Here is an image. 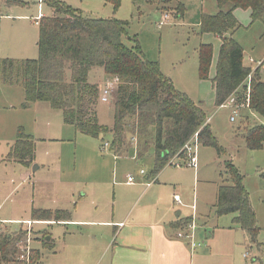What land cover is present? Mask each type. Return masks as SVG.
<instances>
[{"label": "rangeland", "instance_id": "rangeland-1", "mask_svg": "<svg viewBox=\"0 0 264 264\" xmlns=\"http://www.w3.org/2000/svg\"><path fill=\"white\" fill-rule=\"evenodd\" d=\"M47 1L50 0H0V60L38 57L39 22L35 19L51 16ZM57 1L93 18L128 23L123 42L132 46L137 41L144 58L157 62L174 89L200 103L210 119L212 136L223 152L218 155L214 148L197 144V169L176 168L172 161L179 160L171 159L165 166L168 169L160 174L168 185L156 184L148 191V196L159 197L161 208L173 207L193 219L187 231L197 246L193 252L195 264H264V144L261 150L250 151L243 138L244 127L264 125V121L254 119L244 108L242 117L230 122L231 111L214 105L211 80L220 40L201 35L199 21L201 15L218 12L216 0H177L185 8L181 19L162 13L160 0ZM235 11L241 27L232 38L243 48V66L248 67V57L264 56V19L252 23L249 10ZM200 44L213 48L208 80L199 77ZM102 74L100 69H93L89 81H100L104 88ZM260 77L264 79V71ZM112 103V96L108 103L98 102L99 124L111 127ZM23 104L21 87L0 86V223L4 222L1 233L16 232L20 223L31 220L33 210L63 211L69 215L67 222L34 223L28 230L27 246L41 250L45 264H105L112 229L79 221L110 220L122 197L133 191L142 193L145 187L137 175L143 171L144 177L154 176L153 148L144 154L141 146L144 155L138 158L135 153L140 146L134 140L131 146L136 151L115 158L109 146H105L109 137L101 142L75 133L64 123L62 112L52 110L46 103H34L28 108ZM20 128L34 140L33 163L38 166L35 172L32 166L28 169L8 160ZM229 163L242 176L258 229L256 242H251L249 235L235 224L236 215L216 214L218 187L232 184L226 169ZM129 175L136 181L132 187L126 183ZM175 193L181 198L180 206L173 204ZM45 238L50 242H45Z\"/></svg>", "mask_w": 264, "mask_h": 264}, {"label": "trees", "instance_id": "trees-1", "mask_svg": "<svg viewBox=\"0 0 264 264\" xmlns=\"http://www.w3.org/2000/svg\"><path fill=\"white\" fill-rule=\"evenodd\" d=\"M216 2L218 13L201 15L199 21L201 35L220 39L215 75L211 80L214 105L219 107L231 96L236 98L237 104H244L249 87L245 110L264 119V83L259 68L252 72L243 66V51L232 38L241 27L233 11L249 10L252 23L261 21L264 0ZM160 3L162 13L176 19L183 17L185 8L177 0H160ZM47 5L52 13L39 20L38 57L34 60H0V86L21 87L24 108L39 102L48 104L52 110L62 112L64 123L75 133L101 142L109 137V149L115 156H121L130 139L140 146L138 157L144 155L141 146L144 153L152 147L154 176L174 157L185 160L186 154L181 149L196 133L197 144L214 148L218 155L223 152L209 125L202 127L207 118L201 104L176 91L170 79L161 73L159 64L144 58L137 41L132 46L123 42L128 23L93 18L57 0L47 1ZM227 5L230 9L223 11ZM212 56V46L200 44L198 61L202 80H208ZM92 69L102 70L105 78L115 81L111 127L98 122L100 91L96 84L88 81ZM250 74L252 77L247 85L245 80ZM243 138L248 150H261L264 125L244 127ZM34 146L33 138L24 134L22 128L18 129L8 160L29 168L34 160ZM226 169L232 184L218 187L214 205L216 214L218 217L236 215L235 224L249 235L251 242H256L258 229L242 176L230 163L226 164ZM31 220L62 223L69 220V215L63 211L33 210ZM189 221L180 220L173 228L186 231ZM24 225L16 232H0V264H45L41 250L29 248L27 251L29 229Z\"/></svg>", "mask_w": 264, "mask_h": 264}, {"label": "crops", "instance_id": "crops-1", "mask_svg": "<svg viewBox=\"0 0 264 264\" xmlns=\"http://www.w3.org/2000/svg\"><path fill=\"white\" fill-rule=\"evenodd\" d=\"M227 6H229V8L227 10H224V8H227ZM227 6L223 8V11H228L230 9V5ZM235 12L236 11H233V15L235 14ZM263 19L264 16L262 20ZM241 49L244 52L242 47ZM263 59L264 56H262L260 59L248 57L247 60L249 61V66L247 68L251 69V71L256 70V63L262 61ZM262 71H264V66L259 68L260 75ZM102 75L104 77V84L113 81L105 78L104 74ZM260 79L264 83V79H262L261 77ZM89 82L92 84H96L99 88V91L101 90L102 85H100V81ZM251 116L254 119L258 120L260 118L252 113ZM261 120L264 121V119ZM207 125H209V123ZM133 141L134 140L130 139L127 145L123 147V153L121 154V156H115L112 151H110V149L109 151L114 155L115 158H124V156L129 155L130 151H136V147L131 146L133 144ZM149 149H146L145 153H148ZM135 154L138 157L139 151L137 150V153ZM177 160H179L178 162L181 163V167H187L184 164V159L177 158ZM31 166L33 168L35 166L34 163H32L30 167ZM165 169L168 168L164 167L156 176H151L150 178L144 177L145 173L144 175H140L139 172L137 177H139L142 181V185L145 187L144 191L142 193L140 191L139 193L133 191L122 197L120 199V203L118 204V210H113L114 215L110 220H103L100 222L79 221V223L82 224L98 223L99 225H103L104 227L112 229L110 241L105 250V255L107 257L105 264H195V256L193 252L196 249L190 247V243L192 242V240H190V238L186 236L188 232H185L183 234V237H178V233L182 232V230L180 231L173 228V226L180 220L190 219V221H192L193 219L191 217L183 216L180 210L175 211L173 207L165 206L161 208L159 197L157 195L151 194L148 196V191L153 187V185L157 184V187L168 185V183L160 179V174ZM144 181L145 183L143 184ZM132 185L128 186L132 187ZM173 191L175 192L174 189ZM175 195L178 194L175 193L174 196ZM155 196L156 199L154 201ZM174 196L173 204L180 206L181 198L180 204H177L174 201ZM177 212H179V214ZM173 213L176 215L175 217H173ZM17 223L19 222H16V224ZM34 223L49 222H34L30 220L23 221L22 223H20V225L26 224L27 228L30 230ZM2 224H4V222L0 223V232L3 230V228H1Z\"/></svg>", "mask_w": 264, "mask_h": 264}, {"label": "built area", "instance_id": "built-area-1", "mask_svg": "<svg viewBox=\"0 0 264 264\" xmlns=\"http://www.w3.org/2000/svg\"><path fill=\"white\" fill-rule=\"evenodd\" d=\"M40 16L37 17L35 19V22L38 23L39 20H40ZM168 16H165V19H167ZM264 66V59L258 63H256V68H261ZM255 71V70H254ZM252 71V72H254ZM251 72V73H252ZM251 77H252V74H250L247 79L245 80V82L247 83L248 85V82L251 80ZM115 87V81H111L109 83H106L104 88H102L100 90V96H99V102L101 103H108L111 95H112V91ZM248 99H249V87H247V91H246V100H245V103L240 105V104H237V100L234 96H231L227 101H225L222 105H220L218 108L219 109H229L231 111V115H230V122H234L236 120V118H239L240 116V111L243 109V108H248ZM210 119H206L203 126H206L208 123H209ZM196 138H197V133L194 134V136L190 139V141H188L184 146L183 148L181 149V151H184L185 154H186V157H185V165L187 167H190V168H193V169H197V157H196ZM105 146L107 147L108 144H105ZM175 158V157H174ZM177 158V157H176ZM172 165L174 167H181V163L179 162H173L172 161ZM140 175H144V172L143 171H140ZM135 182V178L131 175L127 176L126 177V183L128 185H132L134 184ZM174 201L175 203L177 204H180V196L179 195H175L174 196ZM193 226V225H192ZM190 226V227H192ZM189 227V228H190ZM183 232V233H182ZM182 232H179L178 233V237H183V234L185 232H188L187 230L185 231H182ZM187 237L190 238V240H192V236L189 235V232L188 234H186ZM26 243L28 244L29 243V239H27ZM190 247L193 248V249H196V245L191 242L190 243ZM29 250V247L27 246V251ZM21 260H23L24 258L21 256L20 257Z\"/></svg>", "mask_w": 264, "mask_h": 264}, {"label": "water", "instance_id": "water-1", "mask_svg": "<svg viewBox=\"0 0 264 264\" xmlns=\"http://www.w3.org/2000/svg\"><path fill=\"white\" fill-rule=\"evenodd\" d=\"M36 169H37V166H34V167L32 168V171L35 172ZM177 213L179 214V212H177ZM45 241H46V242H50V239H49V238H45Z\"/></svg>", "mask_w": 264, "mask_h": 264}]
</instances>
